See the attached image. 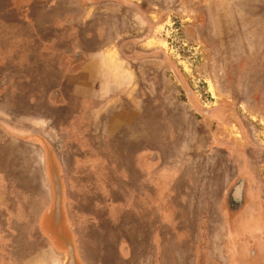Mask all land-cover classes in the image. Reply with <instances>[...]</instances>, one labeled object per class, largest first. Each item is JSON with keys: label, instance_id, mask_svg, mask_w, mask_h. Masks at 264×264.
<instances>
[{"label": "rangeland", "instance_id": "obj_1", "mask_svg": "<svg viewBox=\"0 0 264 264\" xmlns=\"http://www.w3.org/2000/svg\"><path fill=\"white\" fill-rule=\"evenodd\" d=\"M189 1L198 8L184 9L185 12L181 13L180 0H134L143 14H137L123 24L124 37L117 41L123 49L117 52L116 57L125 61V69L129 70L131 77L129 80L135 81L137 89L141 85L151 87L154 96L162 90L164 95H168L165 100L167 109L157 105L152 97H144L141 92H135V106L121 108L122 98L128 92V80L121 83L123 88L114 89L116 106L112 107L113 111L109 110L111 112L107 111V115L97 119L96 113H90L96 108L94 99L83 104L79 97H71L70 89H63L62 84L63 92L58 94L62 98L57 101L69 102L70 105H57L53 121L65 129L54 132L47 125L41 128L48 131L55 143L78 140L82 144L72 147V154L78 156V168L69 154L67 166L63 168V171H78L79 179L72 180L75 176L66 179L68 186L72 181L75 186L81 185L79 181L95 184L97 172L110 176L114 181L120 176L121 183L128 175L134 178V185H130L137 201L132 214L137 220L134 235L138 239L145 230L146 234L150 231L152 242L146 244V250L155 255L162 248V252L167 254L166 264H192L202 243L209 248L206 257L212 264H230L228 258H231V264H264V221L247 229L249 238L244 244L250 247V254L255 252L251 260L239 254L228 256V248L225 249L228 251L225 258L219 243L211 241L220 233L210 231L212 225H207L204 198L209 189L216 198L220 197L236 169L224 166V159L216 160L217 157H212L209 162L198 159L183 169L177 160L167 162L174 154L169 143L184 128L181 117L173 118L171 112L181 110L192 114L190 121L186 115V122H200L209 113L225 119L226 123H234L236 119L247 143L263 150L257 160L264 162V0ZM109 3L97 6L87 25L93 31L101 23L104 42L107 38H114L110 34V24L114 19L109 18L112 15L105 14L113 11ZM38 5L42 7L44 2H38ZM38 5L35 0H0V88H4V94H0V107L7 109L9 121L19 117L17 112L22 111L19 122L24 125L19 127L25 134L31 133V126L30 129L35 128V109H38L35 91H43L46 86L40 82L35 88V79L74 75L95 52L70 50L74 38L69 40L66 33L57 31H63L60 23L62 14H39ZM38 30L44 43L35 39ZM51 32L57 33L52 35ZM45 44L49 47L47 51L43 50ZM107 55V59L113 58L111 52ZM150 75L161 84L149 86V82L145 83ZM53 86L59 90L60 85L54 83ZM99 120L103 126L97 129ZM9 129L15 130L12 126ZM206 134L205 131L201 134L204 136H201L202 140ZM10 140L1 138L0 145L6 142V147L15 154L14 149L21 148ZM149 147L157 151L158 160L145 174L147 164L155 161L147 160ZM123 186L128 187L127 184ZM91 188V184L86 188L90 194L88 197L93 193ZM59 196L57 192V201ZM140 199L147 200V208L148 203L151 205L150 211L145 210L144 205L145 215L138 204ZM138 218L145 220L146 224ZM120 219L119 233L126 235L128 215L120 214ZM217 228L223 229V226L217 225ZM117 234L113 233L114 240ZM161 234L165 240L158 242ZM244 234L245 231L240 233L242 237ZM135 244L130 247L132 253L137 251ZM220 245L223 246L222 243ZM179 252L183 253V258L171 259L174 253Z\"/></svg>", "mask_w": 264, "mask_h": 264}, {"label": "crops", "instance_id": "obj_2", "mask_svg": "<svg viewBox=\"0 0 264 264\" xmlns=\"http://www.w3.org/2000/svg\"><path fill=\"white\" fill-rule=\"evenodd\" d=\"M60 2L64 4L63 6L68 3L77 6L76 10L79 11L78 14H63V19H60L63 31L57 30L58 33H66L69 40L74 38L69 49L95 52L91 53L94 56L89 55L88 60L80 65L81 69L74 75L71 73L58 75L55 78L42 76L38 80L35 79V88L40 82H44L46 86L43 87V91L39 90L37 93L35 91V105L38 109H35V128L30 129L32 126L29 128L31 133L25 134L19 127L24 125L19 122L22 117L21 110L17 112L19 117L9 121L7 109L0 107V139H11L10 143H15L21 148L14 149L15 154H13L10 147L9 149L8 146L6 147V142L0 145L3 147L0 151V264H106V262L107 264H166L167 254L162 252V248L155 255L146 250V244L152 242L150 231L149 237L146 230L143 236L139 234L138 239L137 235H134L137 220L135 221V216L132 217V214L134 215L133 210L137 201L135 191L130 187L134 185V178L128 175L121 183L120 176L114 181L110 176L97 172L95 184L90 181H79L81 185L75 186V182L72 181L68 186L67 178L75 176L72 180L79 179L78 171H75L78 168V156L72 154V147L82 144L78 140H74V143H71V140L55 143L48 131L41 128L47 125L48 129L54 132L65 129L53 121L57 105H70L69 102L57 101L62 98L59 97V92H63L62 84H64L63 89L64 87L70 89L71 97H79L83 104L94 99L96 108L90 113H96L97 119L103 114L107 115V111H113L116 106L114 89L123 88L121 83H126L131 78L128 75L129 70L125 69L123 63L125 61L116 57L117 52L123 49L120 47L121 43L117 41L124 37L123 24L137 14H143V11L138 8V4H134V0H61ZM103 2H111L109 4L112 5L108 6H112L113 11L105 14L112 15L109 18L115 21V24L114 21L110 24L112 33L108 32L114 38L106 37V42H104L105 34L101 23L99 28L93 31L87 26L88 22H91V14H94L97 6ZM73 26L74 31H72ZM86 26L87 29L83 30ZM56 33L51 32L52 35ZM40 35L39 30L36 31L35 39L39 43H44ZM82 35L83 39H81ZM43 47L44 51L49 50L46 44ZM107 51L113 54L112 59H107L109 54ZM134 82L129 80L128 92L122 98L124 103L121 108L135 106L133 99L135 92H141L144 97H152L157 105L167 109L165 107L167 94L164 95L160 90L158 96H154L151 87L141 85L137 89ZM144 82H149V86L153 83L161 84V81L151 79V75ZM54 83L60 85L59 90H55ZM1 88L0 94H4V88ZM219 109L221 115L222 110ZM187 114L182 110L171 112L173 118L181 117L184 128H181L177 138H172L175 140L169 143L174 154L169 156L167 162L177 160L183 169L184 166L195 163L198 159L209 162L212 157H217L216 160L224 159V166L236 169L230 175L232 178L220 197L216 198L209 189L204 198V211L207 225H212L210 231L220 233L211 241L219 243L222 256L226 258L229 251L230 257L232 253L235 257L239 254L251 260L255 252L250 254L248 252L250 247L244 242L247 244L249 238L247 229H252L264 221V162L257 160L260 151L263 150L247 143L236 119L234 123H226L225 119L209 113L200 122L198 120L195 123L186 122ZM188 115L189 120L192 114ZM9 126L17 131L9 129ZM102 126L99 120L97 129ZM204 131L207 134L202 140L201 134ZM156 153L157 151L148 148L147 160L155 161H149L148 167L144 168L145 174L146 171L152 170L158 160ZM68 154L72 155L73 162L77 164L73 171H63L67 166ZM85 183L87 187L93 185L91 188L93 193L89 197L87 187H84ZM124 184L128 187H124ZM55 190H59L58 201ZM160 201L161 199L158 198L159 207L161 206L162 209ZM146 203V199H140L138 203L143 215H145L144 205L145 210L147 208ZM148 204L147 210L150 211L151 205ZM120 214L128 215L126 235L119 233L122 225ZM211 219L213 221L209 223ZM138 220L142 224L146 222L140 218ZM217 225L223 226V229L217 228ZM244 231L242 237L240 233ZM116 232L118 234L114 240L113 233ZM164 240L161 234L158 242ZM221 243L223 246L220 245ZM132 244H135L137 249L134 253L130 248ZM227 248L228 251L225 252ZM208 251L209 248L204 243L198 246L196 261L192 264H212V261H208L206 257ZM179 258H183V253H174L171 259ZM228 260L231 264V258Z\"/></svg>", "mask_w": 264, "mask_h": 264}, {"label": "flooded vegetation", "instance_id": "obj_3", "mask_svg": "<svg viewBox=\"0 0 264 264\" xmlns=\"http://www.w3.org/2000/svg\"><path fill=\"white\" fill-rule=\"evenodd\" d=\"M61 0H35V4L38 5V2L39 4L40 3H43L44 2V5L41 7V5H38L39 6V10H38V13L39 14H78V10H76L77 6H73V5H69L70 3H68L66 6H63L64 4H62V2H60ZM64 2V1H63ZM180 3H181V6H182V10L181 13L185 12L184 9H188V8H191V9H197L198 7L194 5L193 1H185V0H180ZM46 6V7H45ZM195 6V7H194ZM63 19V18H61ZM73 20H71L72 22ZM62 25V24H61ZM62 29V27H61ZM59 191V190H55V197H56V192Z\"/></svg>", "mask_w": 264, "mask_h": 264}]
</instances>
